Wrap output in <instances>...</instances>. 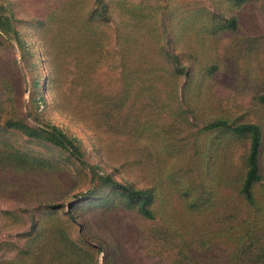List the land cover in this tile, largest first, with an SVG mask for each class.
Masks as SVG:
<instances>
[{
    "label": "rangeland",
    "instance_id": "1",
    "mask_svg": "<svg viewBox=\"0 0 264 264\" xmlns=\"http://www.w3.org/2000/svg\"><path fill=\"white\" fill-rule=\"evenodd\" d=\"M0 23V152L14 156H0V264H191L184 238L206 264L227 255L216 233L238 208L248 142L203 123L258 125L264 174V0L237 10L227 0H0ZM168 52L197 90L182 111L174 90L186 78ZM10 119L54 126L100 176L152 188L154 219L69 153L3 127ZM257 190L262 199L264 181ZM209 191L213 209L190 213ZM255 232L240 239L243 259L264 253Z\"/></svg>",
    "mask_w": 264,
    "mask_h": 264
},
{
    "label": "trees",
    "instance_id": "2",
    "mask_svg": "<svg viewBox=\"0 0 264 264\" xmlns=\"http://www.w3.org/2000/svg\"><path fill=\"white\" fill-rule=\"evenodd\" d=\"M250 1L251 0H227V3L231 8L237 10L241 9ZM4 20L9 23L7 19ZM5 24L6 23H0V28L2 30L6 29L7 25ZM224 24L223 30L236 32L237 26L234 19H226ZM9 28L11 27L9 26ZM9 30L13 31L11 29ZM204 30H206V27H204ZM213 30L215 29L213 28ZM168 58L172 63V72L174 76L182 74L186 78L180 88L174 90L177 95H179V93L181 94L177 99V107L182 111L179 106V104L181 106L185 105L184 97L182 98V95L187 93L196 97L197 90L196 88L191 90L192 75L190 76L188 69L179 63L177 56L168 52ZM186 76H189V78ZM202 84L203 82H198V87ZM199 88L201 90V87ZM256 100L264 105V93L256 97ZM186 101L190 102L188 99ZM189 113L192 112L189 111ZM216 116L218 119L211 118L203 123L205 124V130L209 132L218 131L224 136L239 140H246L248 142V150L245 155L244 162L242 163L241 173H238L235 178L237 182H235L232 186V196L230 198L231 201L233 200V202L238 203V208L233 209L230 216L232 225L216 233V235H219L220 240L222 242H228L230 247L224 251V253L228 254L221 256L217 260L216 264H264V253L255 255L251 259H243L239 245L240 239L245 241L247 238L249 240L254 238L256 233L255 231L257 229L264 233V207L262 203L264 201V197H261L262 199L257 197V188L262 186L264 181V174L260 168L261 144L263 138L261 129L258 125L253 123H237L230 125L227 117L219 115ZM3 127L8 130H20L31 139L42 140L69 153L70 156L79 162V164L89 170L91 182L97 180L96 182L106 184L111 188L120 191L121 196L125 198V201L128 202L130 208L136 210L144 219H154L155 211L153 210V205L155 203V195L152 188L135 189L129 185H124L115 181L111 175L100 176L96 170L84 160V156L79 145H77L74 140L68 137L60 129L51 125H46L43 128L38 129H30L11 119L6 120L3 123ZM0 156L6 157L7 160L14 158L12 153L4 151L0 152ZM202 186L203 183L200 182L199 187L201 188ZM207 195L208 199L204 202V204H200L199 199H194L191 203H187L188 211H190V213H202L213 209V206L216 204V196L214 197L211 191L207 192ZM239 211H241V213ZM255 239L256 242H260V238ZM183 242L186 246H181L180 252L187 260H189L191 264H206V260L202 257L203 255L201 256L200 254H197L196 250L191 248V242H188L185 238L183 239Z\"/></svg>",
    "mask_w": 264,
    "mask_h": 264
}]
</instances>
